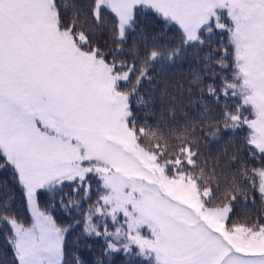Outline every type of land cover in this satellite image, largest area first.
Masks as SVG:
<instances>
[{
  "label": "snow or ice",
  "instance_id": "snow-or-ice-1",
  "mask_svg": "<svg viewBox=\"0 0 264 264\" xmlns=\"http://www.w3.org/2000/svg\"><path fill=\"white\" fill-rule=\"evenodd\" d=\"M138 5L178 25L184 46L202 45L200 34H212L214 28L227 30L232 77H220L222 91H231L243 103L235 114L224 113L225 127L229 120L233 127L247 125V144L255 150L251 154L264 157V0H91L89 13L97 27L106 10L114 14L111 36L117 48L111 60L77 28L82 6L68 0H0V157L2 167L14 169L32 217L24 226L15 215H0L10 226L8 240L18 264H64L68 228L40 209L38 197L41 190L55 194L64 182L77 185L75 194L89 174L100 181L103 203L89 210L84 232L106 237L103 255L123 251L132 256L136 246L135 255L150 264H264V224L225 227L236 196L207 206L214 191L203 169L199 175L191 170L199 166L192 141L181 140L173 149L174 159L166 158L167 144L157 141L146 148L140 143L147 130L136 128L130 99L146 76V65L173 60L181 47L146 52L133 83L135 64L118 60L117 53L124 51L120 44L134 30ZM69 7L71 23L65 25ZM225 12L228 24L222 22ZM227 58L224 52L216 61L221 69L229 67ZM211 59L209 52L205 61ZM195 80L202 83L199 76ZM121 82L132 86L122 90ZM207 90L216 96L212 84ZM243 106H250L254 119L243 116ZM244 178L253 186L258 178L264 199V168L245 171ZM61 206L71 209L79 203L65 204L62 196ZM96 213L119 226L109 232L105 223L100 232V225L91 223ZM144 228L149 235L142 234Z\"/></svg>",
  "mask_w": 264,
  "mask_h": 264
},
{
  "label": "trees",
  "instance_id": "trees-1",
  "mask_svg": "<svg viewBox=\"0 0 264 264\" xmlns=\"http://www.w3.org/2000/svg\"><path fill=\"white\" fill-rule=\"evenodd\" d=\"M68 3L82 6L77 28L90 35L92 43L108 53L111 60V54L117 48V43L111 36V28L115 23L111 11L104 12L103 21L97 27L89 13L91 0H68ZM72 13L73 9L69 7L63 14L65 25L71 23ZM224 23L228 24L230 21L225 19ZM200 35L204 41L202 45L199 42H190L184 46L178 25L174 22L166 23L154 9L137 8L134 30H130L120 44L124 51L117 53L118 60L135 64L136 71L130 74L133 83L140 75L146 52L153 48L167 52L181 47L180 55L173 60H157L146 65V76L141 79L136 95L130 99L136 128L147 130L140 143L146 148L154 147L157 141L162 145L167 144L170 155L166 158L174 159L173 149L180 141L185 138L192 141L199 153L196 157L199 166L191 170L199 175L203 169L205 178L211 179L208 186L214 191L207 206L228 203L235 195V201L230 204L232 211L225 220L226 227L258 226L264 224V199L258 190V178L256 186H253L252 180L244 178V173H251L253 168H264V157L258 152L255 156L251 154L255 150L247 144L250 132L247 125L233 127L229 120L228 127H225L224 113L227 111L235 114L237 106L243 103L240 97H232L231 91L227 95L222 91L220 77L227 76L229 80L232 77L233 48L229 44L227 30L214 28L212 34ZM134 49L139 53V58L135 57ZM209 52L212 53V59L206 62L205 56ZM224 52L228 53L226 63L229 67L221 69L216 61ZM125 70L127 69L122 71ZM197 76L202 83L196 82ZM209 84L216 88V96L209 95ZM131 86V83L121 82L122 90H128ZM242 112L248 119L255 117L250 106H243ZM214 128H219V131L214 133ZM3 163L4 159L0 157V215H15L19 223L29 226L32 217L24 190L14 169L11 166L2 167ZM89 184L86 194L85 188ZM99 184L98 177L89 174L87 184L80 187L75 194L73 189L77 185L72 182H64L62 187L58 186L55 194L41 190L42 194L38 197L40 209L49 212L58 226L68 228L65 233L64 264H75L77 259L82 264H95L97 259H102L104 264H150L146 257L135 255L138 252L136 246H132V256L123 251L103 255L106 237L85 234V217L90 214V209L95 211L102 195ZM62 196L65 204L71 200L73 203L78 202L79 207H62ZM5 202L8 205L6 208L3 207ZM118 216L120 223H123V214ZM91 223L100 225V232H104L105 223L109 232H114L119 226L111 217L104 218L98 213L93 216ZM142 234L149 235V232L144 228ZM10 235V226L0 221V264H18L13 245L8 240Z\"/></svg>",
  "mask_w": 264,
  "mask_h": 264
},
{
  "label": "rangeland",
  "instance_id": "rangeland-1",
  "mask_svg": "<svg viewBox=\"0 0 264 264\" xmlns=\"http://www.w3.org/2000/svg\"><path fill=\"white\" fill-rule=\"evenodd\" d=\"M137 8H148V7H145V6H137ZM110 11V10H109ZM114 15V14H113ZM225 19H227V20H229L230 21V19L227 17V14H226V12L224 13V15H223V18H222V22H225ZM255 118V117H254ZM253 118V119H254ZM30 212V211H29ZM30 214H31V212H30ZM224 224H225V221H224ZM225 227H226V225H225ZM226 228H229V227H226Z\"/></svg>",
  "mask_w": 264,
  "mask_h": 264
}]
</instances>
